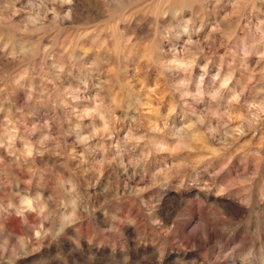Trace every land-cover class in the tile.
<instances>
[{"label": "clouds", "instance_id": "obj_1", "mask_svg": "<svg viewBox=\"0 0 264 264\" xmlns=\"http://www.w3.org/2000/svg\"><path fill=\"white\" fill-rule=\"evenodd\" d=\"M0 264H264V0H0Z\"/></svg>", "mask_w": 264, "mask_h": 264}]
</instances>
